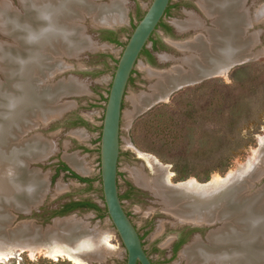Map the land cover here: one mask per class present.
Listing matches in <instances>:
<instances>
[{
	"label": "rangeland",
	"instance_id": "374dc122",
	"mask_svg": "<svg viewBox=\"0 0 264 264\" xmlns=\"http://www.w3.org/2000/svg\"><path fill=\"white\" fill-rule=\"evenodd\" d=\"M8 1L15 10L25 14L21 0H19L20 6L18 0ZM151 1L96 0L95 4L99 8L94 11V16L83 19L82 25L76 26L82 29L84 35L90 36L93 41H98L97 48L80 54L76 59L74 56L71 59L66 54H62V51L57 54L56 69L62 67V64L66 68L75 63L73 67L76 69L80 67L79 71L73 75V78L70 72H66L53 80V85L45 84V82L44 86L53 88L62 83L74 84L72 81L76 80L85 91L77 96L60 99L58 107L66 108L64 114L52 128L43 130L44 140L57 147L55 160L43 166V174L47 181H51V188L44 208L36 217L38 222L44 225L51 224V220L47 218L51 211L70 200L92 199L103 206L101 181L97 178L100 174V129L107 95L124 45ZM80 5L81 8L76 9L78 13L82 12L80 10L84 7L82 3ZM171 5L172 8L165 19L173 25L174 30L171 35H163V43L167 45L156 52L155 61H150V65L143 56L140 57L133 73L135 80L130 82L126 92L118 180L122 192L127 190V181L139 189H145V194L137 192L136 195L123 200L152 259L157 264H189L183 257L182 251L186 245L193 242L195 233L199 231L195 229L196 231L192 233L187 226L182 225L172 214H169L161 196L159 198L162 201L153 195L151 188L147 189L137 184L134 179L136 169H143L152 176L156 173L151 172V169L145 165L144 158L136 154V150L153 155L163 162L167 166V168L164 167L165 173H170L171 183L192 177L200 182H206L214 174L225 176L244 164L258 150L259 153L263 151L260 146L261 136H264V0L245 1L252 19L247 33L257 37L252 51L258 57L236 65L230 71L206 77L202 81L171 91L168 97H162L155 105L137 114L134 113L131 103L133 95L150 93V88L156 81L147 76V68H156L155 70L158 71L157 69H171L180 64L187 53L172 44L170 46L167 42L186 40L198 33L196 29L180 31L175 21L185 20L191 14H195L204 19L206 26H212L213 23L211 18L203 15L198 0H172ZM112 11V14L125 15V17H119L124 19L122 26H116L114 30L119 38L118 44L104 40L107 34L105 31L111 29H98L93 26V19H102L104 15ZM158 31L163 34L161 28ZM169 36L172 37L171 40ZM0 42L12 45L17 43L13 34L3 32L1 26ZM6 81V75L3 70H0V82ZM51 106L54 108V105ZM81 119L86 124L73 125V121ZM19 138L20 136L12 140L13 143L16 144ZM44 140L42 139L43 142ZM67 155L81 160L85 165V171L72 166L66 158ZM62 161L69 167L70 165L74 167L84 177L94 178L93 186L70 177V173L64 171L53 180L57 165ZM57 189L62 192V195L53 201ZM183 207L185 210V206ZM70 215L82 221L84 226L90 228V231L97 233L100 249L105 254L102 256V253L100 255L97 251L96 254L94 251L99 250L98 244H92L89 248L94 250L89 249L87 253L90 254L91 251L92 255L101 257L99 261L92 263L86 261V264H126V249L107 216L100 218L96 211L87 209H81ZM20 219L18 218L12 226H16ZM183 231L189 236L178 252L173 255L172 246L177 238L173 239L172 236ZM206 232L207 229L201 231L202 237L205 238ZM171 239L173 243L169 247L168 241ZM202 244L213 246L211 242L209 245ZM15 250L17 253L20 248ZM32 251L34 254L31 253ZM45 251L44 248L38 250L25 248L17 255L15 253L12 258L0 261V264L73 262L66 257L51 258Z\"/></svg>",
	"mask_w": 264,
	"mask_h": 264
},
{
	"label": "bare ground",
	"instance_id": "6f19581e",
	"mask_svg": "<svg viewBox=\"0 0 264 264\" xmlns=\"http://www.w3.org/2000/svg\"><path fill=\"white\" fill-rule=\"evenodd\" d=\"M245 1L198 0L203 15L211 18L212 26H206L204 19L195 14L185 20L175 21L180 31L196 29L198 33L186 40L170 39V43L186 52L187 56L171 69L156 71V68H147V76L156 81L150 93L133 95L131 103L134 113L147 109L162 97H168L171 91L187 81L227 72L232 64L254 54L249 47L257 37L247 33L252 19ZM21 3L25 14L15 10L8 0H0V26L3 32L13 34L17 41L13 45L0 42V70L7 77L6 82H0V229L5 227L6 216L3 213L7 210V202L14 201L25 207L29 202L20 199V195H34L37 193L35 190L41 186L44 188L45 183L43 179H37V174L32 175L33 179L32 176L23 178L15 164L25 154L48 151L49 145L36 136L32 143L13 146L18 131L25 130L23 125L28 124L35 114L42 118L50 116L54 111L51 105H55L53 102L57 101L59 94L79 88L75 83H62L53 88L44 85L45 77L50 78L58 66V45L65 43L64 49L69 52L70 46L74 44L72 34L75 28L71 20L78 14L75 4L83 5L85 0H21ZM108 13L102 21L107 24L112 22L108 16H114L117 21L119 17H125L121 13L112 14L113 11ZM59 42L63 43L57 45ZM63 107L60 106V109ZM56 109L59 110V107ZM261 138L260 149L262 147L264 150V136ZM262 156L263 151L259 153L258 150L240 167L225 176L214 174L206 182L194 177L180 180L179 191H174L170 186V173L166 174L164 170L167 166L155 156L140 152L145 165L156 175L152 176L138 168L134 171V179L138 185L151 188L158 197L161 196L167 211L187 217L195 213L199 216L208 214L232 197L234 191L228 193V187H233L253 169ZM66 158L72 166L85 171L81 160L70 155ZM258 202L256 197L253 201L244 202L242 207L236 204L230 205L228 210L221 207L224 210L222 217L234 215L239 212V208L242 209V217L237 220L241 225L236 227L232 224L209 234L212 247L196 241L184 249L183 257L189 264H264V205ZM208 215L215 216V213ZM89 229L74 217L56 221L46 234L38 228L31 231L25 226L22 231L12 233L20 241L10 243L0 239V261L15 256V249L20 247L33 250L44 248L51 258L66 257L74 264H86L88 259L101 257L92 255L91 251L87 253L89 249L94 250L89 248L92 244H98L99 250L96 249L95 253L97 251L105 255L100 249L99 236L96 237L97 233ZM31 253L34 254L33 251Z\"/></svg>",
	"mask_w": 264,
	"mask_h": 264
},
{
	"label": "water",
	"instance_id": "95a60500",
	"mask_svg": "<svg viewBox=\"0 0 264 264\" xmlns=\"http://www.w3.org/2000/svg\"><path fill=\"white\" fill-rule=\"evenodd\" d=\"M96 0H85L83 4L84 7L80 10L78 14L73 16L71 20V25L75 33L72 34L74 38V44L70 46L71 50L68 52L67 49H64V45H59L60 51L62 54H66L71 59L74 56L76 59L80 54H83L87 51L95 50L98 44V41H93L90 36L84 35L82 29L77 26L83 22V19L92 18L94 16V11H96L99 7L95 4ZM83 2V0H82ZM79 4V3H78ZM76 5V9H80L81 5ZM172 4V0H152L151 3L146 8L145 13L138 21L136 26L134 27L132 33L130 34L129 39L124 45L122 53L118 59L117 65L114 69V75L112 78L111 86L109 89V93L107 95V101L105 104L104 117L102 121L101 134H100V147H99V158H100V174L99 178L101 181V189L103 196V206L107 209V217L111 220L119 239L124 245L127 253V261L126 264H156L151 255L146 250V247L143 242V238L139 232L138 227L134 223L131 215L127 212L124 200L121 198L120 188H119V163L121 156V141H122V119H123V109L124 102L126 99V92L128 91V87L130 84V79L133 75L134 70L140 60L142 52L148 46L152 36L156 31H158V26L166 16V12L170 5ZM18 5L20 6V2L18 0ZM86 12V13H85ZM85 13V14H84ZM111 23L107 24L106 22H102V19H93V26L95 28H107L111 30H116V26H122L123 19L119 18L117 21L114 16H108ZM77 25V26H76ZM82 25V24H81ZM7 36V35H6ZM71 36V35H70ZM85 39V41H84ZM84 41V42H80ZM58 44H61L60 42ZM255 45V41L251 42V52L252 46ZM61 54V55H62ZM63 56V55H62ZM258 57L255 53L250 57L245 58L241 61H238L230 67L232 69L236 65L244 64L254 58ZM57 58V56H56ZM73 63V62H72ZM75 63L72 64L71 67L64 68L65 65L62 64V67L56 69L50 78L46 79V84H52L53 80L57 79V77L63 75L66 72H70L72 78L75 73H78L79 68L73 67ZM230 69L228 71H230ZM205 79V78H203ZM203 79L187 81L177 89H180L186 85H190L192 83H196L202 81ZM60 82V81H58ZM75 83V86L79 88H74V90L67 91L63 94H59L57 96V101L54 105V111L51 112L50 116H46L44 118L39 115H33L29 120L28 124L23 125L25 130L18 131V137L16 145L24 146V144L32 143V139L36 136L41 137L43 140V130L52 128L55 122L59 121L62 115L65 112V107L57 110L56 108L59 105L60 99L64 97H72L77 96L85 91L84 87L81 86L79 82L76 80L72 81ZM53 85V84H52ZM82 89V90H77ZM176 90V89H175ZM174 91V90H173ZM155 102L153 105H155ZM151 105L150 107H152ZM149 108V107H148ZM138 114V112H136ZM140 113V112H139ZM34 120V121H33ZM29 125V126H28ZM47 145H49L50 149L43 153H38V151H34V154L24 155L22 160L20 159L19 163L15 164V168H19L22 174V177H31L34 174H37V179H43L45 181L44 188L41 186L35 190L37 193L31 196L20 195V199L27 200L29 204L27 206L20 205L14 201L7 202V210L3 213L6 217L5 227L4 229H0V239L4 241L13 243L16 240L12 233L20 232L22 229L27 226L31 231L35 230V228L40 229L44 234L48 232V229L51 228L56 221L66 220L72 217L71 213L79 212L81 209H75L67 214H56L54 215V211L60 209V207L49 213L48 219L51 220V224L44 225L38 222V218L36 217L44 208L45 201L49 194L51 188V181H47L43 174V166L48 165L52 161L55 160L54 156L57 153L56 145L50 144L46 140H44ZM15 145V144H14ZM13 145V146H14ZM136 154L140 156V152L136 150ZM142 158V157H141ZM70 167L75 170L79 175L80 174L74 167L70 165ZM33 179V176L31 177ZM30 178V179H31ZM25 180V179H24ZM43 183V182H42ZM178 181L170 184L171 188L174 191H179L180 188L178 186ZM148 189V188H147ZM153 195L157 198L156 194L150 190ZM226 191L228 193L234 191L232 197H229L226 202L220 204V206L213 208L209 213H215V216H209L208 214L199 215L197 213L192 214V216H182L176 214L174 211L170 212L172 216L177 219L182 225L187 226V229H196L199 232H196L193 237V242L191 244L186 245L184 249L190 247L196 241H201L207 245L210 244L209 234L222 230L223 228L235 224L236 227L240 226V222L238 223L239 217H242V209L239 208V212L234 215H228L226 217H222L223 209L221 207L226 208L228 210L230 205H238V207H242L244 202L253 201L256 197L259 202L257 204L264 205V150L263 156L256 163V165L251 169L247 174H245L237 183L233 185V187H228ZM62 195L58 189L54 193L53 201L57 200ZM24 196V197H23ZM260 198V199H259ZM160 199V198H159ZM161 200V199H160ZM162 201V200H161ZM163 202V201H162ZM164 203V202H163ZM56 207V206H55ZM207 213V212H205ZM21 218L16 226H12L13 223ZM211 218V219H210ZM207 229L205 238L202 237V230ZM6 233V235H5ZM180 233L174 234L173 239L178 238ZM41 238H44L43 236ZM173 239L168 241L169 247L173 243ZM20 248V247H19ZM20 250H23L20 248ZM16 255L19 253V251ZM182 251V252H183ZM88 258L87 256H85ZM100 259H88L90 263L93 261H99Z\"/></svg>",
	"mask_w": 264,
	"mask_h": 264
},
{
	"label": "trees",
	"instance_id": "16d2710c",
	"mask_svg": "<svg viewBox=\"0 0 264 264\" xmlns=\"http://www.w3.org/2000/svg\"><path fill=\"white\" fill-rule=\"evenodd\" d=\"M105 32H107V34L104 36V40H107V41H110V42L116 43V44L119 43L118 35L114 30H107ZM80 123L86 124V122L83 121L82 119L77 120V121H73V125L80 124ZM228 165H230V164H228ZM63 171H68L70 173V175H69L70 177L76 178L81 182H85V183L89 184L90 186H93L94 178L84 177V176L79 175L78 173L73 171L67 163H65L63 161L59 162L58 168L56 169V173L53 177V180H55L60 175V173ZM97 179L100 180L99 177ZM101 191H102V189H101ZM125 196H127V195L125 194ZM125 196L122 195L121 198L123 199ZM102 199H103V196H102ZM75 209L94 210L97 212V214L100 218H104L107 216L106 207L100 205L99 203L95 202L92 199L71 200V201L67 202L66 204H64L61 209L55 210L53 214L54 215H56V214H67V213H69ZM185 242H186V238H181L178 242H176L175 248H174L175 253L180 249V247ZM50 262H51V264H59V263H55L54 261H50ZM72 263L68 262V264H72Z\"/></svg>",
	"mask_w": 264,
	"mask_h": 264
},
{
	"label": "flooded vegetation",
	"instance_id": "af4514ba",
	"mask_svg": "<svg viewBox=\"0 0 264 264\" xmlns=\"http://www.w3.org/2000/svg\"><path fill=\"white\" fill-rule=\"evenodd\" d=\"M171 7L167 10V12H166V17L168 16V13L170 12V9L172 8V5H170ZM159 28H161L162 30H163V34L162 33H160L159 31H156L155 33H154V35L152 36V38H151V40H150V42H149V44H148V46L145 48V50L142 52V54H141V56H143L144 58H145V60L148 62V64L150 65V61L151 62H154L155 61V56H156V52L157 51H159V50H161V48L162 47H165V45H167L166 43L164 44L163 43V40H164V36L163 35H165V34H168V35H171L172 34V32H173V30H174V28H173V25L170 23V22H168L166 19H165V17H164V19L162 20V22L160 23V25L158 26V29ZM170 38H172L171 36H169V39ZM165 42V41H164ZM170 46H172L171 45V43L168 41L167 42ZM168 45V46H169ZM133 73H135V70H134V72ZM135 80V78H134V76L132 75V77H131V79H130V82H132V81H134ZM124 104H125V102H124ZM58 166V165H57ZM64 172H68V171H64ZM126 185H127V190L125 191V192H122V191H120V193H121V196L123 195V196H125V194L127 195V196H125L123 199H126V198H129L130 196H132V195H136V193L137 192H141V193H143V194H145V189H143L142 187H140V188H142V189H139L138 187H136L135 185H133L132 183H130L129 181H127L126 182ZM71 201V200H70ZM67 202H69V201H67ZM67 202H65V203H63L61 206H60V209L62 208V206L64 205V204H66ZM59 210V209H58ZM128 212V211H127ZM194 231H196L195 229L193 230V229H191V232L193 233ZM189 235H187L186 234V232L185 231H183L180 235H179V237L177 238V240L175 241V243L173 244V246H172V252H173V255L174 254H176L175 253V251H174V248H175V244H176V242H178L181 238H186V240H187V237H188ZM154 261V260H153ZM155 262V261H154ZM156 263V262H155ZM157 264V263H156Z\"/></svg>",
	"mask_w": 264,
	"mask_h": 264
}]
</instances>
